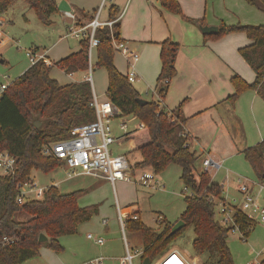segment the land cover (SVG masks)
Instances as JSON below:
<instances>
[{"label": "trees", "instance_id": "16d2710c", "mask_svg": "<svg viewBox=\"0 0 264 264\" xmlns=\"http://www.w3.org/2000/svg\"><path fill=\"white\" fill-rule=\"evenodd\" d=\"M24 1L44 24H50V16L58 12L57 0ZM246 1L264 11L261 0ZM11 2L0 0V15ZM159 2L167 10L183 16L178 0ZM116 11L114 6L110 7L111 19L115 17ZM196 23L205 25L203 20H196ZM112 29L113 37L120 40L118 22ZM235 31L244 32L252 40L251 44L239 48V53L254 71L255 79L248 83L239 75L230 78L234 92L228 99L232 103L248 89L256 88L264 92V25L221 24L216 34L204 35V38H218ZM95 36L99 39L95 50V66L106 70L107 98L120 110L121 117H134L142 125L131 129L124 137L133 142V151L139 153V159L130 164V174L147 170L159 174L169 164H176L181 168L180 179L184 187L192 192L191 195H183L185 208L179 219L185 221V226L175 234H169L172 224L166 221H162L166 230L157 234L139 217L131 219V215L139 213L136 203L126 207V227L142 235L146 245L144 255L154 258L164 252L186 227L192 226L194 255L205 257L200 258V264H234L226 242L228 230L219 223L212 199L222 198V186L212 181L207 170L197 178L193 172L198 156L191 148V138L184 131L186 118L181 108L185 100L171 111L161 106L157 99H150L145 104L138 103V92L114 64L115 51L109 29H97ZM160 46L161 68L156 89L163 99L170 79L176 74L175 59L179 45L167 38ZM53 66L67 74L86 71L89 66L88 40H80L78 51L52 61L51 66L45 65L42 60L31 63L12 80L0 97V148L16 157L14 172L0 177V264H22L37 257L42 245L57 253L61 252L63 247L59 237L77 233L79 225L90 220L98 209V204L79 205L78 199L85 193L84 189L62 193L55 185L48 186L40 199L23 203L16 200L17 184L30 180L32 170L48 173L62 163L54 156L43 155L41 147L71 136L74 127L95 118L94 109L90 106V83L83 79L61 85L50 76ZM37 118L42 120L41 126L35 125ZM241 153L260 181L264 182V139L244 148ZM18 213H25L26 216L17 219ZM237 217L241 229L253 225L242 214L238 213ZM40 233L45 234L48 241L40 242ZM248 234L249 230L244 235ZM260 264H264V258Z\"/></svg>", "mask_w": 264, "mask_h": 264}, {"label": "crops", "instance_id": "0c3cea01", "mask_svg": "<svg viewBox=\"0 0 264 264\" xmlns=\"http://www.w3.org/2000/svg\"><path fill=\"white\" fill-rule=\"evenodd\" d=\"M59 1L57 0V4ZM67 2L75 13L74 23L84 25L95 17L100 0L87 10L77 7L70 0ZM178 2L183 16L162 7L159 0H113L110 6L101 10L98 19L101 21L111 19L109 9L111 6L116 8V14L120 16L119 39L138 55L137 61L134 62L137 79L132 84L139 96L146 100L157 99L154 90L161 68L160 43L169 38L179 45L175 59L176 74L169 81L161 106L171 111L185 100L181 108L186 118L184 131L191 138L192 150L201 157V162L206 156L219 162L225 177L230 176L239 167L236 161L243 157L241 151L264 139V92L253 88L243 92L234 103L228 99L234 92L230 81L233 75H239L248 83L255 79L254 71L239 53V48L251 44L252 40L242 31L229 32L218 38H204L206 34L201 32L196 20H203L205 25H215L218 28L221 24L264 25V11L256 5H245L250 7V12L239 13L230 6L216 7L213 0H178ZM261 3L264 6L262 0ZM54 14L64 22V33L59 36L61 40L68 37L66 31L72 20L66 18L60 10ZM1 17L3 19L1 26H3L6 22L4 16ZM0 34L1 49L11 39L3 35L2 31ZM52 47L39 53L55 62L78 51L80 41L77 45L66 43L53 56H51L54 49H51ZM0 63H5V60L0 59ZM114 64L123 75L131 69L130 59L119 52L114 53ZM81 72L82 75L78 79L73 77V73L65 72L64 74L55 72L50 76L63 85L83 80L86 71ZM104 73V85L103 88H99V92L104 95L103 99H106L105 70ZM131 143L130 148L133 149L134 144L132 141ZM203 171L204 168L201 169V172ZM208 173L212 181L222 186V195L225 196L224 189L230 188V185L223 180L216 181L210 168ZM195 177L197 178L198 175ZM157 181L162 184L159 179ZM235 181L234 190L237 193V177ZM53 185L57 186V183ZM79 201L80 199L78 203ZM138 216L140 217V213ZM96 252L97 249L88 254L87 260L95 257Z\"/></svg>", "mask_w": 264, "mask_h": 264}, {"label": "rangeland", "instance_id": "374dc122", "mask_svg": "<svg viewBox=\"0 0 264 264\" xmlns=\"http://www.w3.org/2000/svg\"><path fill=\"white\" fill-rule=\"evenodd\" d=\"M97 1L70 0L72 4L86 10L95 5ZM213 1L216 7L230 6L239 13L248 14L250 12V7L248 6H251V4L246 0ZM2 15L6 23L0 27V31L11 40L0 49V59L5 60V63H0V71L6 73L11 80L19 76L31 64V58L26 54L28 50L32 49L36 52H43L58 42L56 46L51 48H54L51 52V56H53L66 43L79 44L80 40L71 36L59 40V36L65 30L63 19H59V16L54 14L50 16L51 23L44 24L37 18L34 10L24 0H12ZM95 53V51L92 52L93 89L100 95L99 98L103 99L104 95L99 92V88H103L104 85L105 69L95 66ZM55 72L64 74L63 70L57 66H53L50 74L53 75ZM81 75V71L73 73L75 79L80 78ZM125 120L130 129L134 128L136 123H138L135 118L132 121H127L128 118ZM41 121L40 118L36 119L37 126L42 125ZM118 122L119 120L112 121L114 128H116ZM114 132L115 134L119 133L117 129ZM131 145V140L125 138L123 140L117 139L111 148L115 153L124 152L130 164H132L139 159V153L134 152L130 148ZM197 156L193 165L195 175H199L201 169L203 170L201 157ZM236 165L239 167L234 170L235 173H231L230 176L226 177L223 169L219 168L215 170V168H210V171L216 181L223 180L226 184L230 185V188L226 189L225 187L224 189L225 196L228 198L237 197L238 199L239 195L234 190L236 177L248 179L255 183L260 182V179L244 157H240V160L236 161ZM66 170L67 168L64 164L48 173L34 169L30 177L38 186L43 188L57 183V187L62 193L85 189V193L79 198L80 205L97 203V212L93 214L90 220L79 226L77 233L59 237V242L63 247L61 252L57 253L48 246L42 245L37 257L29 259L22 264H80L86 261L87 255L96 249L95 256L100 254L113 257L122 256L125 250L123 233L117 219V204L124 214L127 206L137 203L140 207L139 218L146 226L153 230L158 229L162 225V222L157 221L158 215L161 214L164 217L163 221L173 224L179 219L185 208L184 185L180 179L181 168L176 164H169L161 173L155 174V178L164 184V188H153L142 185L137 181L141 175L140 171L130 174L131 180H118L113 186L105 179L89 175L66 178ZM260 202L264 205V191L261 194ZM22 216H26V214H16L17 219H23L24 217ZM103 217L109 219L107 226L101 224ZM88 232L103 237L105 245H97L92 239H88L86 237ZM124 235L132 250L137 249L139 252L145 250L146 245L139 232L131 231L125 225ZM193 239V228L192 226H188L168 245L166 250L177 249L182 253L188 254L189 257L195 256L192 248ZM226 242L234 264H249L255 260H260L264 257V224L257 222L252 225L247 236H242L238 231H229ZM200 258L205 259L203 256H200ZM200 258L198 257V260H201ZM133 264H141L139 256L134 258Z\"/></svg>", "mask_w": 264, "mask_h": 264}, {"label": "built area", "instance_id": "2783aa9c", "mask_svg": "<svg viewBox=\"0 0 264 264\" xmlns=\"http://www.w3.org/2000/svg\"><path fill=\"white\" fill-rule=\"evenodd\" d=\"M113 0H100L98 8L95 12V17L87 24L77 25L75 21V13L70 8L68 11H62L64 16L72 20L68 25L66 36L75 37L78 39L88 40V57L89 66L86 70L84 77L92 87V98L90 106L93 107L95 112V118L93 121L78 125L71 130V136L55 142H48L41 147V153L46 156H54L62 161L67 168L66 178H72L78 175H89L92 177H98L109 181L112 185L118 180H131L130 175V162L125 153H115L111 148L112 144L117 139L125 137L127 132L131 129L128 128L127 121H131L134 117H121L120 110L114 105V103L106 98L100 99L93 89V77H92V52L96 50V46L99 43V39L95 36V31L101 28H108L110 36L112 38V46L115 52H119L130 59L131 69L127 72L126 76L130 83H133L137 79L136 72L134 70V62L137 61L138 55L131 51L127 44L121 40H116L113 37V25L118 22L120 16L117 14L114 18L101 21L98 16L102 9L110 6ZM264 4V0H262ZM3 24V19L0 15V26ZM26 54L31 58V63L37 60H42L45 65L51 66L52 61L45 57L43 54L36 52L35 50H28ZM12 80L10 77L0 71V97L4 91L8 88ZM167 82V81H165ZM154 94L157 100L162 101L160 95L157 93V89L154 90ZM119 120L116 124V129L119 133L115 134L112 121ZM141 124H137L136 127H141ZM133 129V128H132ZM202 166L204 170L208 171V168H220V163L214 161L210 157H205L202 160ZM16 167V157L10 154L7 150L0 148V177L9 175L14 172ZM144 186L153 188H164V185L157 181L155 174L151 171H143L137 179ZM46 188L40 187L37 183L30 179L17 184V196L18 203H23L27 200L40 199L43 197ZM264 191V182H253L241 177L237 178V194L239 198L221 195L222 198L218 199L212 197L215 203L216 217L219 223L229 231L240 232L244 236L247 230L250 228L241 229L238 222V213L242 214L251 224L257 222L264 224V205L260 202V197ZM184 194L191 195L192 192L184 187ZM187 192V193H186ZM138 214L130 216L131 219H137ZM127 212L123 214L121 208L117 205V219L120 228L123 233L124 240V254L118 258L110 256L98 255L80 264H133V260L136 256L141 259L143 264L144 251L139 252L137 249L132 250L128 241L124 235V228L126 225ZM157 221L162 222L163 216L160 214L157 216ZM109 222L108 218H102L101 224L107 226ZM88 239H92L97 245H104L105 240L101 236H96L91 232L86 234ZM7 242V239L4 238ZM160 256V257H159ZM157 258H150L149 264H167L173 257L176 258L175 264H200L198 257L191 256L182 253L177 249L166 250L161 253ZM264 258V257H263ZM262 258V259H263ZM115 260V261H113ZM260 260H255L249 264H260Z\"/></svg>", "mask_w": 264, "mask_h": 264}, {"label": "water", "instance_id": "95a60500", "mask_svg": "<svg viewBox=\"0 0 264 264\" xmlns=\"http://www.w3.org/2000/svg\"><path fill=\"white\" fill-rule=\"evenodd\" d=\"M57 8L60 11H68V10H70V5L67 2V0H60L57 4ZM199 28H200L201 32L203 34H206V35H212V34H216L218 32V27L215 25H201V24H199ZM137 102L140 104H145L148 102V100L141 98L139 96L137 98ZM35 125L37 126L36 123H35ZM262 179H264V173L262 174ZM184 226H185V221H183L182 219H178L175 223L172 224V226L169 230V234L170 235L175 234L177 231H179ZM165 230H166V226L163 224L158 229H156L154 231H155V233L160 234V233L164 232ZM38 240L40 242H46V241H48V237L45 234L40 233ZM149 263H150V258L145 257L143 264H149Z\"/></svg>", "mask_w": 264, "mask_h": 264}, {"label": "bare ground", "instance_id": "6f19581e", "mask_svg": "<svg viewBox=\"0 0 264 264\" xmlns=\"http://www.w3.org/2000/svg\"><path fill=\"white\" fill-rule=\"evenodd\" d=\"M175 260H176V258L173 257L172 260H170L167 264H175L176 263Z\"/></svg>", "mask_w": 264, "mask_h": 264}]
</instances>
